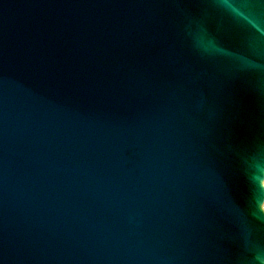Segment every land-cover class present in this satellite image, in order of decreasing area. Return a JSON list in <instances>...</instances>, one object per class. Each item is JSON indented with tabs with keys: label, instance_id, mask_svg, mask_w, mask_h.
I'll return each mask as SVG.
<instances>
[{
	"label": "water",
	"instance_id": "1",
	"mask_svg": "<svg viewBox=\"0 0 264 264\" xmlns=\"http://www.w3.org/2000/svg\"><path fill=\"white\" fill-rule=\"evenodd\" d=\"M263 181L264 0H0V264H264Z\"/></svg>",
	"mask_w": 264,
	"mask_h": 264
}]
</instances>
